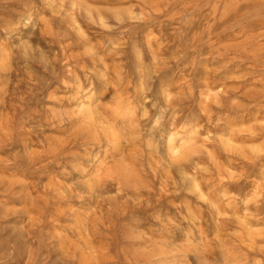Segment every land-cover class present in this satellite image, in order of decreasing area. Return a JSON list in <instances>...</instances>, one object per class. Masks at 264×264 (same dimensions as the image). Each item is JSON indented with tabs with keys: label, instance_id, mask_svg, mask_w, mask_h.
<instances>
[{
	"label": "rangeland",
	"instance_id": "1",
	"mask_svg": "<svg viewBox=\"0 0 264 264\" xmlns=\"http://www.w3.org/2000/svg\"><path fill=\"white\" fill-rule=\"evenodd\" d=\"M0 264H264V0H0Z\"/></svg>",
	"mask_w": 264,
	"mask_h": 264
},
{
	"label": "bare ground",
	"instance_id": "2",
	"mask_svg": "<svg viewBox=\"0 0 264 264\" xmlns=\"http://www.w3.org/2000/svg\"><path fill=\"white\" fill-rule=\"evenodd\" d=\"M21 1V0H20ZM25 6V5H24ZM15 11V10H14ZM27 20V19H26ZM263 29V28H262ZM92 128V127H91ZM116 136V135H115ZM75 138V137H74ZM117 138H119V137H117ZM117 140V139H116ZM173 140V139H172ZM116 142V141H115ZM169 142H172L171 140H169ZM113 143H114V141H113ZM116 144H118V143H116ZM114 146V145H113ZM123 159V158H122ZM125 163V162H124ZM130 173V172H129ZM130 176V175H129ZM124 178V177H123ZM132 178V177H131ZM128 179V178H127ZM126 179V180H127ZM130 180V179H129ZM121 186V185H120ZM141 196V195H140ZM161 200V199H160ZM146 202V201H145Z\"/></svg>",
	"mask_w": 264,
	"mask_h": 264
}]
</instances>
